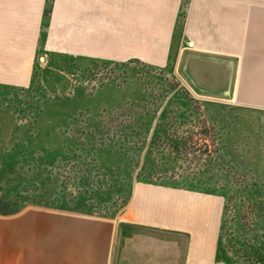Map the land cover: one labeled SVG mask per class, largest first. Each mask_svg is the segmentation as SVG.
Segmentation results:
<instances>
[{"label": "rangeland", "instance_id": "374dc122", "mask_svg": "<svg viewBox=\"0 0 264 264\" xmlns=\"http://www.w3.org/2000/svg\"><path fill=\"white\" fill-rule=\"evenodd\" d=\"M41 57L29 87H0L4 210L117 224L142 184L210 194L221 204L223 264H264V111L194 88L175 65ZM177 132L187 149L167 141ZM122 233L158 253L172 242L170 262L183 264L185 235L130 224Z\"/></svg>", "mask_w": 264, "mask_h": 264}, {"label": "crops", "instance_id": "0c3cea01", "mask_svg": "<svg viewBox=\"0 0 264 264\" xmlns=\"http://www.w3.org/2000/svg\"><path fill=\"white\" fill-rule=\"evenodd\" d=\"M41 55L175 65L194 88L264 111V0H0V87H29ZM118 217L0 214V264H172V242H123L125 224L185 235L183 264H223L214 195L142 184Z\"/></svg>", "mask_w": 264, "mask_h": 264}, {"label": "trees", "instance_id": "16d2710c", "mask_svg": "<svg viewBox=\"0 0 264 264\" xmlns=\"http://www.w3.org/2000/svg\"><path fill=\"white\" fill-rule=\"evenodd\" d=\"M170 144H172V146L174 145V146H176V147H174V148H177V149H181V150H183V149H187L186 148V146L188 145V140H186V139H184V137H179L178 136V132L177 133H174V134H172L171 136H170V138L167 140ZM179 142V143H178ZM183 143V144H182ZM180 156L182 157V155H183V157H185V158H187L186 160H188L187 162L188 163H193L192 162V159L191 158H189L190 157V155H191V153H187V151H185L184 153H183V151H180ZM195 158V157H194ZM181 160V159H180ZM155 170L157 171V170H161V169H159V168H155ZM200 172V171H199ZM11 205H9L8 203H6V202H0V214L1 215H11V214H15V213H17V211H14V210H10V211H6V210H4L6 207H10Z\"/></svg>", "mask_w": 264, "mask_h": 264}]
</instances>
